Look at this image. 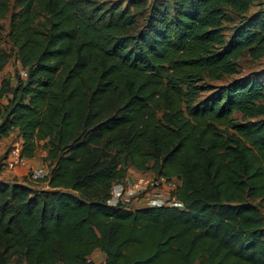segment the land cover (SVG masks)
I'll return each mask as SVG.
<instances>
[{
    "label": "trees",
    "instance_id": "obj_1",
    "mask_svg": "<svg viewBox=\"0 0 264 264\" xmlns=\"http://www.w3.org/2000/svg\"><path fill=\"white\" fill-rule=\"evenodd\" d=\"M129 3L0 0L27 70L0 85V139L48 161L0 178V264H264V69L240 70L264 0ZM129 167L178 180L183 207L107 204Z\"/></svg>",
    "mask_w": 264,
    "mask_h": 264
},
{
    "label": "rangeland",
    "instance_id": "obj_2",
    "mask_svg": "<svg viewBox=\"0 0 264 264\" xmlns=\"http://www.w3.org/2000/svg\"><path fill=\"white\" fill-rule=\"evenodd\" d=\"M122 3V5H130L129 0H118ZM150 1H154V0H148ZM142 10V11H141ZM141 11V12H140ZM139 13H138V21L141 24H144L146 21V18L148 16V8L142 7V9H140ZM9 13L7 14V16L5 18H3L2 20H0V49H2L3 51L6 52L7 55V60L6 63L4 64V66L2 67V69L0 70V85L2 84V80H7L9 85H15L17 79L19 78V67H20V61L18 60L16 53H15V48L12 45L11 41L8 38V28H9ZM264 69V55L261 56L260 58L257 59H252L251 57H249V55L244 54L241 59H240V70L241 73H247L250 72L251 70H263ZM229 77L227 78H223V79H217L214 81H211L210 83L216 85V84H220L224 81H226ZM209 93V90L203 91L201 92V94L206 95ZM11 96V92L9 91L7 93V95H3L2 97H0V104H4L7 102L8 97ZM3 143V148L5 151L10 150L11 148H13L16 144H18L19 142V134L15 131H12L10 134L7 135V137L2 138ZM46 154V150L44 149V147L42 146V143L39 144L36 154H35V159L41 163L44 164V166L46 168H48V161L46 159H44V156ZM38 164L41 166L42 169H44L45 167L43 166V164ZM15 166L19 167V168H23V172L22 174H18L15 175L17 176V178H19V181H30L28 180L27 177H29L30 179L33 180V178L30 176L29 173V167L30 170H32L34 167L32 166V163L29 162L28 166H19V165H10L9 163H3L0 161V169H12ZM39 171H41V169H39ZM142 171H139L133 167H129L128 168V177L132 178L135 175L141 174ZM146 175H153L155 174L154 172L151 171H144L143 172ZM33 182V181H31ZM174 183L175 185H177L179 182L178 180L174 179ZM140 197V196H139ZM135 197V198H130L128 199V201L126 202L127 206H131L136 207L139 205H145L146 203V199L142 198V197ZM262 211L264 212V208L262 209ZM105 257V254L99 250L96 249L92 252V254L90 255V258L93 259L94 261H102ZM22 264H25V262H23Z\"/></svg>",
    "mask_w": 264,
    "mask_h": 264
},
{
    "label": "built area",
    "instance_id": "obj_3",
    "mask_svg": "<svg viewBox=\"0 0 264 264\" xmlns=\"http://www.w3.org/2000/svg\"><path fill=\"white\" fill-rule=\"evenodd\" d=\"M19 74L22 78L27 76V70L22 65L19 67ZM7 137V136H6ZM4 138V137H3ZM2 138L0 139V161L9 163L10 165L28 166L29 158L21 155V142H18L13 148L5 151L3 148ZM30 176H39L45 174V171H37V169L30 170ZM175 178H168L160 174L146 175L143 172L135 175L132 178L126 177L114 182L106 199L107 204L116 205L124 204L130 198L142 197L146 199L145 205L160 206H178L183 207V203L174 194L176 187L174 183ZM139 197V198H140Z\"/></svg>",
    "mask_w": 264,
    "mask_h": 264
},
{
    "label": "crops",
    "instance_id": "obj_4",
    "mask_svg": "<svg viewBox=\"0 0 264 264\" xmlns=\"http://www.w3.org/2000/svg\"><path fill=\"white\" fill-rule=\"evenodd\" d=\"M19 142H21V137L20 136H19ZM29 162L32 163V166L34 167V169H37V171H39V169H41V170L45 171V173L48 172V168H46L43 163L37 161L35 159V157L29 158ZM40 163L43 164V166L45 167L44 169H42L41 166L38 165ZM22 173H24L23 172V168H19L17 166H15L12 169H0V178L4 179V180H8V181H11L13 179L19 180V178H17V176H15V175L22 174ZM27 178L30 181L32 180L29 177H27Z\"/></svg>",
    "mask_w": 264,
    "mask_h": 264
}]
</instances>
